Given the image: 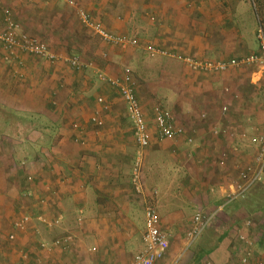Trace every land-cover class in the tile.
I'll list each match as a JSON object with an SVG mask.
<instances>
[{
  "label": "crops",
  "instance_id": "crops-1",
  "mask_svg": "<svg viewBox=\"0 0 264 264\" xmlns=\"http://www.w3.org/2000/svg\"><path fill=\"white\" fill-rule=\"evenodd\" d=\"M39 1L43 18L27 12L29 20L24 8L16 18L67 59L51 63L22 52L6 59L0 43V264H129L144 249L146 199H154L168 243L155 264H264V194L255 193L264 176L245 198L225 199L251 163L249 130L264 129V118L240 103L243 95L251 97L255 82L234 78L237 68L203 73L182 60L257 52L237 29L248 3ZM81 10L108 32L138 43L104 42L81 23ZM148 45L169 55L151 56ZM69 57L80 65H71ZM131 63L135 93L153 132L143 150L144 195L131 181L138 147L126 105L107 80L121 79ZM241 83L248 89L236 94L234 85ZM156 108L169 111L184 134L159 139ZM197 211L209 223L189 240ZM24 215L30 216L26 228L16 230L14 221ZM68 235L69 242L52 245ZM240 235L253 243L247 262Z\"/></svg>",
  "mask_w": 264,
  "mask_h": 264
},
{
  "label": "built area",
  "instance_id": "built-area-1",
  "mask_svg": "<svg viewBox=\"0 0 264 264\" xmlns=\"http://www.w3.org/2000/svg\"><path fill=\"white\" fill-rule=\"evenodd\" d=\"M65 1L71 2V0ZM78 14L81 23L93 29L104 42L120 47H124L129 44L136 45L138 43L136 39H128L124 36L108 32L100 23L92 20L91 16L83 10L79 11ZM259 36L262 38L260 34ZM261 40V50L259 53H251L228 60H198L189 57L182 58V60L190 70L203 73H221L231 67L245 65L261 66L264 65V41L263 39ZM0 43L6 52V59L15 56L18 52L44 58L51 63L56 62L57 60L67 59L53 53L49 49L46 41L25 31L8 10H4L3 12L2 28L0 30ZM146 48L151 56L155 54L169 55L167 51L153 46L148 45ZM68 61L73 66L80 65L76 57H69ZM101 79L104 80L105 77H101ZM107 80L112 86L117 88L126 105L128 117L131 121L133 129V135L138 147L137 156L132 169L131 181L135 192L137 194L144 195L145 191L142 186L143 150L149 145L153 132L145 120L142 107L135 93L134 82L130 72L125 69L124 76L121 79L115 78ZM100 101H102L101 98ZM94 121H97L96 118ZM154 127L159 139L175 138L184 134V128L176 125L173 122L170 112L164 110L163 108H156L154 111ZM263 175L264 135L259 137L258 149L253 163L240 172L237 180L226 193V202L229 203L245 198L248 190L253 184L260 180ZM144 204L145 227L142 235L144 249L137 253L129 264H155L158 260L162 259L167 252L168 243L165 233H163L159 228V220L154 199H146ZM29 219L30 216L27 215L16 219L13 223L14 228L19 231L25 229ZM58 222L59 220H55L54 224H57ZM208 223L209 218L202 212L197 211L192 218L191 226L187 232L188 239L194 240L198 237L206 228ZM9 237L13 238V235H10ZM70 239L71 236L68 235L63 238L56 239L52 245L59 246L69 242ZM240 239L246 243L245 254L242 258V262H247L252 255L251 247L253 243L249 239L245 238L244 235H240Z\"/></svg>",
  "mask_w": 264,
  "mask_h": 264
},
{
  "label": "rangeland",
  "instance_id": "rangeland-1",
  "mask_svg": "<svg viewBox=\"0 0 264 264\" xmlns=\"http://www.w3.org/2000/svg\"><path fill=\"white\" fill-rule=\"evenodd\" d=\"M3 2H5L4 4L6 5V6L4 5V7L6 9L10 10V12L12 13V16L21 25L22 28H23L22 20L17 19L16 15H15V14H17V12H19V14L21 15L22 14L21 10H23L22 8H24L26 10V13H25L26 17H27V12H28V16L30 15L29 17H32L33 19H37V15L39 16V14L43 18L42 10H41V8H39V6H40L39 0H2L0 2V6L2 5ZM4 7H2V8H4ZM238 13L240 14V12H238ZM34 16H35V18H34ZM236 21H237V29L239 30V33L241 34L240 37L243 38V40H244V44H246V46L248 47L249 50L258 51V49H259L258 39H261V38H260V36H258V39L256 37L254 26L257 29V23L255 20L254 13L252 11V5L250 2L247 4L246 13H244L243 15L240 14L239 17L236 18ZM25 31H27V30H25ZM28 33H31V32H28ZM260 35L263 38L262 33ZM36 36L39 37L38 35H36ZM44 41H46V40H44ZM134 65L131 63L129 65V67H125V69H127L128 71L129 70L133 71V68L135 67ZM231 68H237L239 70L238 75L235 76L234 78H238V77L242 78V75H245V76H248L250 81L255 82V83H250V86L252 87V85H253V87H254L253 89L250 90V91H253L251 97H246L243 95L244 98L241 97L240 103L243 105L242 107H244V111H245V109H246V112H248V110L253 111L254 116L258 115L260 117L259 120H261L262 118H264V113H263V116L261 114L262 111L264 112V93H263L264 92V65H261V66L245 65V66L231 67ZM254 71L259 72L260 76H259V74L255 75L256 73H253ZM218 74H222V73H218ZM237 84L234 85V88L237 90L236 94H238L239 91H246L248 89V87L246 86V83H241L240 85H237ZM261 91H263V92H261ZM259 93L261 95L260 97H259ZM232 97H233V95H232ZM233 99L237 100L236 97H233ZM255 123L257 124V121ZM2 126L4 128V124ZM249 132L250 133L248 135V138L250 139V145L252 146V147H249V152L251 153V160H250L251 163L250 164H252L254 161L257 149H258L259 136L261 135V133L264 132V129L261 132L260 131H252V129H251V130H249ZM190 211H191V209L188 212H190Z\"/></svg>",
  "mask_w": 264,
  "mask_h": 264
},
{
  "label": "trees",
  "instance_id": "trees-1",
  "mask_svg": "<svg viewBox=\"0 0 264 264\" xmlns=\"http://www.w3.org/2000/svg\"><path fill=\"white\" fill-rule=\"evenodd\" d=\"M245 2H247V3H251V5H252V11H253V13H254V16H255V20H256V23H257V30H256V34H257V36H259V34H261L262 33V35H263V38H261V39H263V41H264V0H245ZM4 10H8V9H4ZM8 11H10V10H8ZM25 22V21H24ZM41 39H43L42 37H41ZM261 39H258V43H259V49H258V51L257 52H255V53H259L260 52V50H261V42H262V40ZM44 40V39H43ZM264 135V132L263 133H261V135L260 136H263ZM259 136V137H260ZM250 165V164H249ZM248 165V166H249ZM247 167V166H246ZM264 176V175H263ZM262 176V177H263ZM259 181V180H258ZM257 181V182H258ZM264 185V184H263ZM257 186V188H256V194H258V195H263L264 194V186ZM236 204V203H235ZM232 206H234V205H232Z\"/></svg>",
  "mask_w": 264,
  "mask_h": 264
}]
</instances>
